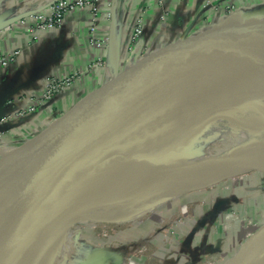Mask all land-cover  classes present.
Returning a JSON list of instances; mask_svg holds the SVG:
<instances>
[{"label":"water","instance_id":"1","mask_svg":"<svg viewBox=\"0 0 264 264\" xmlns=\"http://www.w3.org/2000/svg\"><path fill=\"white\" fill-rule=\"evenodd\" d=\"M148 54L140 52L137 55V62L143 60L137 68L126 66L123 80H117L116 66L109 75L106 91L63 113L45 140L32 145L24 143L10 149L9 153L6 151L5 156L1 154L0 264H25L47 248L42 254L43 259L49 250H53L51 243L64 232L71 217L107 201L110 194L82 198L109 170L131 159L145 158L179 125L171 110L183 100L191 86L190 78L197 69L237 70L250 75L264 73V19L206 25L187 38L170 43L155 59ZM108 111L112 112L105 125L106 132L109 131L106 137L99 139L89 124L104 117ZM118 115L122 119L117 124ZM131 139L134 144L120 147ZM23 149L37 153L20 163ZM53 155H56L54 162L45 166ZM198 160L171 167L178 170L196 167ZM70 165L87 168L88 173L64 190L73 175ZM255 171L264 173V165L240 168L231 176ZM48 177L57 181L58 193L33 210L20 194ZM232 258L233 264H262L264 222L221 264ZM115 264H119L117 259Z\"/></svg>","mask_w":264,"mask_h":264},{"label":"crops","instance_id":"2","mask_svg":"<svg viewBox=\"0 0 264 264\" xmlns=\"http://www.w3.org/2000/svg\"><path fill=\"white\" fill-rule=\"evenodd\" d=\"M51 1L0 0V56L17 49L20 51L11 63L0 65V115L9 116L0 126L7 137H0V141L4 138L8 144L32 145L45 140L63 113L106 91L109 75L116 66L119 81L123 80L128 65L129 69L140 66L143 60L136 61L140 52H149L148 56L155 59L170 43L187 38L200 27L232 20L264 19V0H163L160 6L154 0H99L95 34L106 42L95 47L90 45L88 39V8L67 13L59 27L30 31L33 20L26 14L36 10L47 12ZM226 6H231L229 12L225 10ZM139 15H142L143 30L137 41L129 45V34ZM21 19L25 20L24 23L20 22ZM98 58L102 63L93 65ZM50 76H73L74 79L51 101L41 104L34 113L19 115L18 112L26 108L28 97L41 91L45 79ZM203 113L210 115V112ZM205 116L197 117V120ZM252 173L264 176L263 172ZM239 180L229 181L223 188L220 187V193L214 190L215 194L223 195L222 199L237 196L239 188L236 190L235 186L242 187L246 182L245 179ZM208 196L214 195L207 192L202 195ZM220 207L216 203L209 215L211 218L218 216V231L222 237L234 231L231 249L235 248L236 251L259 224L254 225L253 229H242L244 231L241 232L235 224L233 230L231 223L230 230L226 232L224 214L221 213L223 207ZM203 212L194 210L193 216L186 215V219H192L196 214L201 217L195 221L187 240L173 243L167 249L161 264H183L196 254H203L206 250L209 252L212 247L221 248L219 240L216 243L212 241L216 236L209 233L213 222L206 219ZM179 227L184 233L188 231L185 224Z\"/></svg>","mask_w":264,"mask_h":264},{"label":"bare ground","instance_id":"3","mask_svg":"<svg viewBox=\"0 0 264 264\" xmlns=\"http://www.w3.org/2000/svg\"><path fill=\"white\" fill-rule=\"evenodd\" d=\"M190 83L183 100L171 110L179 125L162 138L145 158L131 159L118 165L90 186V191L84 193L82 199L110 194L108 200L71 217L64 235L72 236V228H80L82 232L105 231L109 225L117 227L118 224L128 225V229L134 231L139 228V221L146 218L147 212L156 214L163 208L172 207V201L178 196L211 186L235 174L240 168L264 165V73L250 75L228 69L217 72L201 67L194 72ZM232 89L237 96L229 100L233 96ZM227 110L230 111L227 115L218 118L208 119L207 116L195 120V117H204L206 113L203 112L212 114ZM111 117L112 112L108 111L104 117L89 124L95 137L103 139L107 136L109 130L106 132L105 125ZM121 119L118 115L115 123L118 124ZM203 138L202 143L208 146L196 167L182 170L171 167L190 162L182 157L187 155L192 143ZM215 138L219 140L215 141ZM133 140L123 142L120 147L134 144ZM6 151L0 148L2 156L6 155ZM34 152L37 151L23 149L21 155L31 156ZM55 158L56 155H53L45 166H50ZM69 168L73 175L64 190L88 173L87 168L74 165ZM58 187L57 181L48 177L25 188L20 198L28 201L30 208L35 210L40 203L57 195ZM51 211L52 207L47 216ZM81 240L84 241L82 236L78 244ZM46 249L40 250L25 264H37Z\"/></svg>","mask_w":264,"mask_h":264},{"label":"rangeland","instance_id":"4","mask_svg":"<svg viewBox=\"0 0 264 264\" xmlns=\"http://www.w3.org/2000/svg\"><path fill=\"white\" fill-rule=\"evenodd\" d=\"M235 92L236 91L233 90V96L230 97L229 100L236 99L237 95ZM229 112L230 111L228 110L222 112L217 111L210 115L207 114L205 117L208 116V119H214L227 115ZM195 120H197L196 117ZM1 124L2 122H0V126ZM0 137L6 138L7 134H3L0 130ZM4 138L0 143L12 145L8 144ZM216 139L218 138H215L214 140L216 141ZM204 140L205 138L192 143L187 149L186 158L195 161L203 157L206 154V147L208 146L207 144L205 145L202 143ZM5 150H7V153L11 151L8 147ZM27 159L28 156H23L19 159V162L22 163ZM255 175L252 172L241 173L215 182L211 184V186L208 185L178 196L172 201V207L163 208L156 214H152L151 211L147 212L146 218H142L144 220L139 221L140 226L134 231L129 230L128 225L125 226V224H118L117 227L109 225V228H107L108 230L105 231L95 229L82 232L80 228H72L71 234L73 237L66 236L63 234L64 232H61L56 238L57 240L55 239V245H53L54 241L50 245L53 247V250L44 255L43 259L41 257L37 264H115V259L117 258L121 259V264H128V258L137 254L144 240L150 237L152 238L159 233V236L153 239V242H155L158 238L162 237V233H167L169 231L168 228L173 225L175 219L184 218L186 215L193 216L192 211L194 210L197 212L204 211L203 213L206 219L213 222L212 229L210 228L209 233L211 235H216L212 238V241L216 243L219 240L221 248L218 249L212 247V251L210 250L207 252L208 250H206L203 254H196L194 258L191 256L192 258H189L183 264H221L235 252V248L231 249L233 247L232 241L235 239V236L232 235L234 231L230 233L231 235L227 233L225 237L219 235V224H217L218 216H216V218H211L209 212L213 209V206L216 203L217 207H223L221 213L224 214V224L227 227H224V230L226 232L230 230L231 223H233V228H231L235 230V224L237 228L239 227V231L250 227L253 229L254 225L262 224L264 222V176L260 174H257V176ZM239 179H245L246 182L242 187L240 185L235 186L236 190L237 187L239 188L236 193L237 196L234 195L233 197L224 199H222L223 195L217 196V194L220 193V187L223 188L224 185L232 180L241 181ZM214 190L219 191V193L215 194ZM205 192L214 196H208V198L202 197ZM195 195H200L201 197L195 198ZM195 217L197 221L198 219L200 220L201 215L196 214ZM81 236L84 241L81 240L78 244ZM202 242L203 241H201V243ZM201 243H199V245ZM151 261L152 259L148 258L143 264H147ZM178 262L181 261L178 260ZM228 262L233 264V258L228 259L224 264H227Z\"/></svg>","mask_w":264,"mask_h":264},{"label":"built area","instance_id":"5","mask_svg":"<svg viewBox=\"0 0 264 264\" xmlns=\"http://www.w3.org/2000/svg\"><path fill=\"white\" fill-rule=\"evenodd\" d=\"M155 1L157 5H162L163 0H154V2ZM209 3L211 4V2ZM85 8H88L90 16V27L88 33L89 43L91 46L100 47L104 42H106V40L104 38H97L95 34L96 20L99 10V0H52L50 3V8L47 12L36 10L26 14L27 17H30L33 20V23L29 27V29L31 32H34V30H49L59 27L64 16L67 13ZM230 9L231 6H226L225 10L229 12ZM161 17H163V15ZM24 21V19L20 20L21 23H24ZM142 30V15H139L136 18L129 34V45H132L137 41L138 37L142 33ZM19 52L20 51L17 49L9 54L0 56V65L6 66L11 63L16 58V56L19 55ZM101 63V59L98 58L92 64L98 65ZM73 79V76L47 77L44 81L42 90L35 95L29 96L27 99L26 108L19 111L18 114L25 115L29 113H34L41 104L51 101L56 94L60 93L66 87H68ZM8 119L9 116L4 115L1 117L0 122L5 123V121H7ZM17 146L18 145H7L6 143H0V148L2 149H6L7 147L8 149H13ZM188 220L189 222H187ZM195 221L196 217H193L192 219H186L185 217L175 219L173 225L168 228L169 231L167 233H162L161 238H158L155 242H153V239L159 236V233H157L154 237H150L144 240L137 254L132 255L128 258V264H143L148 258H151L152 261L148 262L147 264H161L163 261L164 253L167 251V249L171 247L173 243L187 240ZM182 224H185L188 228V231L185 233L181 231L179 227V225ZM145 254L147 257L145 256ZM117 260L121 264V259L117 258Z\"/></svg>","mask_w":264,"mask_h":264}]
</instances>
